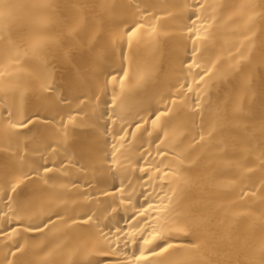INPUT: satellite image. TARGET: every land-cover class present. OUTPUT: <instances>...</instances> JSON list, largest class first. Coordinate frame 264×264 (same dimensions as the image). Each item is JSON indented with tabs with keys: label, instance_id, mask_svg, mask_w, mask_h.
<instances>
[{
	"label": "bare ground",
	"instance_id": "6f19581e",
	"mask_svg": "<svg viewBox=\"0 0 264 264\" xmlns=\"http://www.w3.org/2000/svg\"><path fill=\"white\" fill-rule=\"evenodd\" d=\"M0 14V264H264V0Z\"/></svg>",
	"mask_w": 264,
	"mask_h": 264
},
{
	"label": "snow or ice",
	"instance_id": "6c2138e0",
	"mask_svg": "<svg viewBox=\"0 0 264 264\" xmlns=\"http://www.w3.org/2000/svg\"><path fill=\"white\" fill-rule=\"evenodd\" d=\"M0 15H2V14H0ZM136 30H137L136 26H133L132 29H129V42L131 41V36L135 34ZM43 44H44L43 40L37 39L33 42L32 47L34 50H38L39 48L43 47ZM123 75L126 77L127 73L124 72ZM113 80H115L114 76H113ZM156 119H159V116H157ZM12 127H16V125H12ZM201 138H203V137H201ZM44 171L48 172V171H50V169L46 167V168H44ZM28 179H30V176L28 174H26V173L22 174L20 177L17 178L15 185L11 187V191L14 192L17 187H19L21 184H23ZM47 223L48 222L45 221V226ZM137 227H138V225H137ZM29 230H33V229L29 228ZM34 230L40 231L41 226L37 225ZM173 231L175 232L176 236H179L181 234L187 235V233H185V231L182 227H176L175 229H173ZM159 239L162 240L163 242L160 244H157L156 247L150 249V253L153 256H159V255H162L164 253H169L170 256L174 257V256H177L179 254L184 253L190 247H196L195 242L187 243L183 240L176 239L173 236H163L162 235L159 237ZM150 242L151 241L148 239L144 240L145 244H149ZM169 250H172V251L169 252ZM100 255L107 256V253L105 251H101ZM140 258L141 259L144 258L143 253H141ZM99 264H104V261L101 260L99 262ZM169 264H182V262L180 260H177V259H172L169 261Z\"/></svg>",
	"mask_w": 264,
	"mask_h": 264
}]
</instances>
